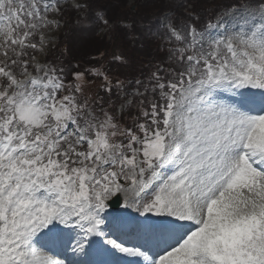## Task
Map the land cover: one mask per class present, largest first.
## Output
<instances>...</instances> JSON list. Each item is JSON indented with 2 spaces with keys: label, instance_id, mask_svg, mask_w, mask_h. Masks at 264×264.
I'll use <instances>...</instances> for the list:
<instances>
[{
  "label": "snow or ice",
  "instance_id": "obj_1",
  "mask_svg": "<svg viewBox=\"0 0 264 264\" xmlns=\"http://www.w3.org/2000/svg\"><path fill=\"white\" fill-rule=\"evenodd\" d=\"M116 7L0 0V264H264V0L166 5L131 80L46 59L68 16L127 65Z\"/></svg>",
  "mask_w": 264,
  "mask_h": 264
},
{
  "label": "trees",
  "instance_id": "obj_2",
  "mask_svg": "<svg viewBox=\"0 0 264 264\" xmlns=\"http://www.w3.org/2000/svg\"><path fill=\"white\" fill-rule=\"evenodd\" d=\"M136 4L140 0H134ZM101 2H108V0H101ZM112 2L117 3L118 7L113 9L117 15H127L129 17V22L133 20L136 22L139 31L135 33L140 38L136 40L135 43L127 44V52L129 61L127 65H121L112 58L113 51H119L120 41H113L109 38H105L103 41L99 39L96 35L94 38L95 45L85 52V55L81 56L80 59L71 62L65 56H63V51L61 49L54 55L52 61L58 66H67L69 62L72 66L80 65L83 68L87 66L89 68H101L106 74L111 78L120 77L122 80L126 77L128 79L137 78L142 66H147L149 61L156 63L161 59L164 53H160L156 47L151 46L148 49V41L150 38L146 37L144 33L147 32L148 27L155 22V19L162 11L166 10V5L170 3H175V0H155L153 4L151 0H141L135 9L131 6L126 5L127 0H112ZM198 2L211 11V0H198ZM70 26L67 30H72V27H77V23H73V18L68 17V25ZM66 33V32H64ZM62 39V35L59 41ZM58 47V46H57ZM97 89L94 88L92 92ZM92 93H89L91 95ZM100 95H104L103 91L100 90Z\"/></svg>",
  "mask_w": 264,
  "mask_h": 264
},
{
  "label": "rangeland",
  "instance_id": "obj_3",
  "mask_svg": "<svg viewBox=\"0 0 264 264\" xmlns=\"http://www.w3.org/2000/svg\"><path fill=\"white\" fill-rule=\"evenodd\" d=\"M154 1L155 0H151V3H149V5L153 4ZM165 1H169V0H165ZM139 3H141V0L137 4L134 0H127L126 5L131 6L132 4H135L137 7ZM133 9H135V8H133ZM65 18H67V19H65V21L64 20L61 21V27L59 29L55 30V34L53 36L55 47L52 48L51 52L46 57V59H48L49 61L51 60V62H53V63H54V61H52V58L58 52L59 49H61L63 51V56H65V58H67L68 60L73 62L74 60L80 59L81 56L85 55L86 51H88L89 49H91L95 45V42H94L95 36H90L87 32L79 31L78 27H72V30H70V31L67 30L70 26H67L68 25V21H67L68 16H66ZM60 32H61V34L57 38V35ZM64 32H66V33H64ZM61 35H62V39L59 41V38ZM161 43H163V45H167L168 44V38L167 37H161V36L157 35L155 39H150L148 41V49L151 46H153V47H156L160 53H164L163 47H157V45L161 44ZM38 58L45 59L44 57H38ZM86 68H89V67L87 66ZM117 78L121 79L120 77H117ZM100 83H102V80H93L92 81L93 89L96 88V86L99 85ZM120 199L122 202V206H124L122 196H120ZM124 210H126V209H124ZM129 212L131 215H134V216L139 215L138 213H135V211L133 209H130Z\"/></svg>",
  "mask_w": 264,
  "mask_h": 264
},
{
  "label": "bare ground",
  "instance_id": "obj_4",
  "mask_svg": "<svg viewBox=\"0 0 264 264\" xmlns=\"http://www.w3.org/2000/svg\"><path fill=\"white\" fill-rule=\"evenodd\" d=\"M125 212L123 211V208L121 207L120 209L116 210V212L109 218H120L124 216Z\"/></svg>",
  "mask_w": 264,
  "mask_h": 264
},
{
  "label": "water",
  "instance_id": "obj_5",
  "mask_svg": "<svg viewBox=\"0 0 264 264\" xmlns=\"http://www.w3.org/2000/svg\"><path fill=\"white\" fill-rule=\"evenodd\" d=\"M110 206L114 207V208L117 207L118 206V201H111L110 202Z\"/></svg>",
  "mask_w": 264,
  "mask_h": 264
}]
</instances>
